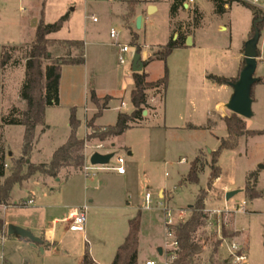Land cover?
Returning <instances> with one entry per match:
<instances>
[{
	"label": "rangeland",
	"instance_id": "374dc122",
	"mask_svg": "<svg viewBox=\"0 0 264 264\" xmlns=\"http://www.w3.org/2000/svg\"><path fill=\"white\" fill-rule=\"evenodd\" d=\"M16 1L12 9L15 19H20L22 13L19 10L23 4H20L19 0ZM37 1V9L41 10L43 0ZM76 1L77 10L71 28L70 30L65 29L58 37H80L85 43L82 49V60L84 62L69 63L64 67V64L62 65L63 79L59 87V104L47 108L45 120L47 118V125H50V129L40 136V156L38 158L36 155L34 156V159H39L44 163L50 162L53 151L66 143L71 130L69 119L72 109H75L76 116L80 120L77 131L78 137L81 138L86 135V121L97 111L95 105L90 104L88 98L91 89H96L101 94L110 93L115 97L110 102L111 108L97 119V124L105 126L99 131H105L108 125L116 123L119 112L117 106H122V109L127 112L133 110L129 100L130 88L133 82L128 74L132 66L134 50L139 48L142 56L149 54L152 56L171 41L174 33L177 32L178 35L183 34L184 36L191 33L192 26L196 23V20H199V23L203 22V29L199 38L208 48V64L213 65L214 55L217 53L223 56L222 66L229 69L233 66V59L238 53L244 52L245 54V48H242V46L243 44L246 45L249 40L246 34L253 14L252 9L241 2L229 4L232 9L225 8L224 11H219L212 0H197L191 5L200 4L204 13H200L197 8H192V6L189 10L181 6V20H176L177 16L173 18L171 14L174 0ZM149 2H157L158 9L150 13ZM138 13L145 17V22L141 28L137 25L138 16L134 17ZM54 16L53 13L48 15L50 19ZM93 17H97V21H94ZM56 20L55 18L54 22ZM220 24L226 25L228 29L221 31ZM6 28L0 30L1 36L9 35L10 31H7ZM112 29L118 32L117 38L111 37L110 32ZM24 35L28 40L31 33L27 31ZM261 35H264V30L260 34V38ZM32 41L22 45H7V47L13 46L16 48L12 51V55L18 63L10 62L2 70L3 103L0 105L1 116L7 115L13 107L23 108L20 90L25 80L23 79V70ZM124 44L130 45L133 51L126 54L127 63L121 64L119 62L120 46ZM48 51L51 54L45 60L46 63H57L60 59L74 60L81 55L75 47L58 42L51 43L48 46ZM68 53H71L72 56L69 57ZM192 56L196 58L193 61L190 59V62L194 64L196 69L203 65L204 62L197 50L190 53L189 58ZM170 63L172 67L177 68L180 63L177 55L171 57ZM166 65L169 69L168 60L167 62L162 60L151 61L146 69L149 80L161 78L164 75ZM261 71V69H258L255 76L258 77ZM228 86L232 88L231 85ZM227 90L230 91V89ZM254 91L255 97L259 100V103L256 102L253 105L255 114L251 118H242L246 122L247 129L264 130V86L257 84ZM147 93L148 105L145 108L143 119L135 123L134 126L150 125L152 127L149 129H134L119 138V140L121 143L127 141L141 148V156H143L144 161L142 175L146 174L144 184L152 189L154 197L163 200V196H157L158 189L163 187L167 191H172L174 195L171 205L178 210L186 211L183 220L176 218L178 221L174 224V229L178 224L189 219L191 215V206L189 205L191 203L192 206L194 205L197 194L199 195L203 191L206 195L205 212L208 214V219L196 234L202 245V251L193 259V264H264V168H260L261 165H264V134L243 136L235 149L223 150L218 162L221 168L220 181L218 186L215 185L218 179L213 180V184L210 185L212 170L209 150L219 148V137H228L225 124L208 127L203 118V109L190 107L185 112L186 119H190L189 123L196 122L202 126L205 124V127L193 128L187 123L182 128H159L163 121L162 114L161 112L157 114L154 111L151 99L159 95L161 98L160 107L162 108L164 92L160 88L149 89ZM226 95L223 90H220L216 92L215 96L227 97ZM123 102L127 104L123 105ZM229 113L231 114V111ZM4 128V125H0V154L3 148L6 157L5 176L1 179V183L11 175L15 166L13 160L17 159L8 160V149L12 148V150L18 151L23 146L22 127L10 126L6 132ZM149 136L152 138V143L149 147H145L142 141L145 138L148 139ZM5 137L11 147L7 146ZM112 138L110 137L105 141L91 140L89 142L92 143L89 153L109 148ZM100 144L104 148H97ZM200 147L204 151L200 152L198 156L209 165L200 173L198 193L197 185L180 184V182L182 175L188 173L195 151ZM120 153L127 155L125 150L115 151L114 157L108 164L109 166L114 164ZM84 154L87 158L85 149ZM183 158H185V161L180 162ZM65 168H69V170L78 169L73 166ZM257 179L260 180V185ZM224 184H232L241 191L230 200H227L226 190L221 189ZM17 188L16 186L15 193L18 192ZM37 190H39V187L36 188ZM168 193L170 194V192ZM256 194L259 197L253 199L252 196ZM23 195L27 197L28 193L25 192ZM244 200L247 201L246 209L238 211V205ZM23 203L24 200H21L18 205L24 206ZM164 204L172 208L175 215L177 214V209L171 207L168 201H164ZM140 209L142 210V237L139 264H144L147 258L163 262L167 252L171 250L165 235V213L159 208V205L152 209H145L141 206ZM78 234L80 233L77 231L72 232L70 239L67 240L68 243L59 245V247L72 248L78 243L79 246L83 245L81 236H78ZM232 242H237L242 248L241 253L247 255L248 259L245 263H235L233 261V256L228 251V245ZM159 247L163 248V255L159 254ZM30 251L34 252L36 257L40 258L42 256V254L40 255L41 252L35 247L28 246L27 249L15 244H3L0 239V264L4 259L11 264H35L34 258H31V263L27 262L30 261Z\"/></svg>",
	"mask_w": 264,
	"mask_h": 264
},
{
	"label": "crops",
	"instance_id": "0c3cea01",
	"mask_svg": "<svg viewBox=\"0 0 264 264\" xmlns=\"http://www.w3.org/2000/svg\"><path fill=\"white\" fill-rule=\"evenodd\" d=\"M16 2V0H0V30H3V28L7 27L6 30L10 31L9 35H0L1 46L22 45L25 43H30L32 40L34 41L36 35V25L39 23L42 10L44 12V21L47 24L52 22L54 23L55 18L58 20L66 13H68L69 15L68 20L64 23L60 31L48 35V38L50 40H81L80 37L77 36H73L71 38L58 37L65 29L70 30L71 28L77 10L76 0H43L41 10L37 9V0H19L20 4H23L19 10L22 13L20 14V19H15V14L12 9L13 5L16 4ZM151 5L155 6L156 10L158 9L157 2H149L148 7ZM191 6V4H188V0L183 1L182 7L184 9L189 10ZM194 7L197 8L200 13H204L200 4L197 3L192 6V8ZM225 8L232 9V6L227 4L225 5ZM51 13L55 14L54 18L52 19L48 17V15H50ZM181 13L182 11L181 9H179L176 20H181ZM137 16L139 17L141 15H139L138 13L135 14L134 17L136 18ZM141 17L143 18L144 23L145 17ZM252 27L253 14L251 16L250 27L248 28L246 34L248 39H250ZM202 29V21L198 25L194 24L192 26V32L186 34L187 37H192V45L185 44V46L175 49L167 59L169 64V81L165 96L163 98L162 108L160 107L161 98L159 95H156L151 99L153 103L152 107L155 109L154 111H156L157 114L159 112H161L162 114L163 121L162 124L159 125V128L170 129L184 127L183 125L189 123L190 121V119H186L185 116L186 110L190 107H199L203 109V118L206 121L205 124H207L208 127L225 124L224 117L230 115V110L226 107V104L233 94L232 88H229L227 84H219L209 79L208 76L212 74L227 78L238 77L245 60L244 52L238 53L237 56L234 57V64L229 69H226L222 66L223 56L217 53H215L214 55L213 65L208 64V48L204 43H202L203 41H201V39L199 38ZM227 29L228 27L226 25L220 24L221 31ZM263 30L264 26L261 30L262 33ZM27 31L31 33L28 40L24 35ZM177 35V32L174 33V39ZM244 46L245 45L243 44L242 48H245ZM75 48L78 49L80 53H82L81 47ZM195 50L198 51L199 56L204 62L203 65L197 69L194 67V64L190 62V59L193 61L196 58V53L193 54L195 56L189 58L190 53ZM258 50L259 56L257 58L258 65L256 72L258 71V69H261V74L258 75V77H264V35H261V38L259 39ZM50 54L51 52H48V56ZM68 54L69 57L72 56L71 53ZM173 55H177L180 61L176 69L172 67L170 63L171 57H173ZM79 57L80 56H78V58ZM149 57H151L150 54L144 55L142 56V59L146 61ZM78 58L74 60H77ZM71 60L72 59L66 60L67 62L63 65V67L66 66V64H69ZM148 64H146L144 68L145 72ZM63 67L61 70L60 84L61 80L63 79ZM23 71V79H25V68ZM128 76L132 78L133 82L132 87L130 88L131 93V90L134 88L133 72L131 69ZM262 86H264V84H262ZM227 89H230V91H228ZM220 90H223L227 94V97L215 96L216 92ZM95 91L100 98L106 95L112 96L113 99L115 98L113 94H101L96 89ZM88 98L90 100V95ZM256 102L259 103V100L255 97L254 91V103ZM2 103L3 90L1 91L0 105H2ZM90 104L93 103L90 101ZM21 105L24 108L25 104L23 99H21ZM110 108L111 106L109 103L106 110ZM116 108L119 111L118 114L120 112H125V109H122V106H117ZM47 111L48 109L46 110V112ZM47 123L48 121L46 118L45 124L39 125L36 129V137L33 145V150L30 154V162L32 163H44L39 159H34V156L36 155L37 158L40 156V136L45 134L47 130L50 129V125H47ZM205 124L203 125L204 127ZM188 125L195 128L203 127L196 122L189 123ZM10 126L22 127L21 133L24 141V126L5 125V132ZM96 126L100 128L105 127L103 125L97 124V120ZM151 127L150 125H140L130 128L124 134L113 137L112 141L110 142L109 148L107 147L105 150H101L102 153H110L120 150H125L127 152V155L120 153V155L125 158L124 166L126 171L123 174L118 173L115 169L104 168L100 166L93 170L89 175L85 173L83 167L79 169L73 168L70 170L69 168L64 167L59 171L58 176L56 177L37 172L29 179L23 181L22 183L16 184L11 191L8 202L0 207V218L5 223V230L0 231V239L3 244H15L20 247H26L27 249L28 246H31L40 251L39 246H32L28 239L15 235L10 236L7 234V225L13 223L30 229L35 235L41 237L44 240V251H40L41 253L39 252L40 255L42 254V256L40 258L36 257L35 253L30 251V255L32 257L30 256V261H27L29 263H31V258H34V260L36 261L35 264H83L85 253L86 251H88L90 260L93 262V264H112L118 248L124 243L129 233L130 219L135 217L138 211L142 212L140 207L145 194L147 192H150L153 195L152 189L144 184L146 180V174L142 175L144 169V161L142 158L143 156H141V148L127 141L121 143L119 138L123 137L125 134L133 131L134 129H149ZM87 133L88 127L86 135ZM86 135L84 137H86ZM222 138L226 137L218 138V146H220ZM5 139L7 146L11 147L6 137ZM89 142H87L85 145V153L87 157L86 159H88L91 154L89 153V151L91 149L92 143ZM150 143H152V138L150 136L148 139L145 138V140L142 141V144L145 147H149ZM22 149L23 146L18 151H14L12 150V148L8 149V160L11 161L13 158L21 157ZM211 150L214 151L216 149ZM55 151H53V153L51 154V159ZM203 151L204 149L202 147L197 148L195 151L194 159L199 155L200 152ZM13 153L15 154L14 156ZM183 159L180 162H183ZM116 165L117 164L115 161L112 166L115 167ZM208 165L209 163L206 166ZM187 174L182 175L180 184L185 179ZM220 178L221 176L218 178V180L215 179L217 180L215 185L218 186ZM257 180L258 184L260 185V180ZM184 183L194 184L190 182ZM195 185H197L199 193L200 184ZM16 186L18 187L17 193H15ZM37 187H39V190L36 191ZM221 189L226 190V192L231 190H241L235 188L232 184H224ZM25 192L28 193L27 197H24L23 195V193ZM168 192H170V194ZM157 196H163V200L168 201V204L170 205L174 199L172 191H167L163 187L158 189ZM21 200H24V206L18 205ZM30 200H33V202L28 203ZM82 205H87L88 207L85 231L79 232L80 234H78V236H81L83 245L79 246L78 243L75 247L72 248L59 247V245L68 243L67 240L70 239V235H72V232H76L74 230H71L69 228L68 222H66L69 210L73 207ZM189 206H192V203ZM171 207L173 206L171 205ZM173 208L175 210L177 209L175 207ZM141 237L142 232L140 231L138 264L140 262ZM90 238L93 239L91 240ZM148 260L153 259L147 258L144 264H146ZM5 261L7 264H11L6 259H4L2 264H4Z\"/></svg>",
	"mask_w": 264,
	"mask_h": 264
},
{
	"label": "trees",
	"instance_id": "16d2710c",
	"mask_svg": "<svg viewBox=\"0 0 264 264\" xmlns=\"http://www.w3.org/2000/svg\"><path fill=\"white\" fill-rule=\"evenodd\" d=\"M184 0H174L171 7L172 17L175 18ZM219 11H224L225 3L222 0H212ZM248 6L253 12V27L250 33V39L254 36L255 25L260 30L264 26V11L256 6L241 2ZM69 15L66 13L52 24H47L44 21V12H41V18L36 27L35 39L30 45L27 52L25 62V80L20 90V97L24 100V108L19 109L13 107L7 115H0V125H22L25 128L22 156L14 159V170L10 176L6 177L4 182L1 179L5 176V152L3 148L0 154V207L6 204L10 198L13 187L29 179L37 172L56 177L59 171L64 167L73 166L82 168L85 165L84 149L87 142L98 139L105 141L110 137H116L124 134L128 129L135 127L134 124L143 119V114L148 105L149 89L167 90L169 81V69L165 66L164 75L155 80H148V73H133L134 88L130 93V102L133 110L130 112H120L117 121L114 125L106 127L105 131H99L100 127L96 126V120L103 115L108 108L112 96L106 95L100 98L95 89L90 91V101L95 105L97 111L86 121L88 131L86 137L80 138L77 135L80 120L76 116L75 109H72L70 115L71 133L61 147L53 154L52 159L48 163L35 164L30 162V154L33 150V145L36 137V129L39 125L45 124L46 110L48 107L59 104V87L61 79L62 65L67 61L60 59L57 63H46L48 56V46L51 43H61L72 47H81L83 49L84 42L82 40H63L54 41L48 38V35L58 32L62 29L64 23L68 20ZM257 20H262L256 24ZM196 25L199 20H196ZM187 36L179 34L176 39H171L160 51H156L151 57L146 60L150 63L153 60H162L167 62L169 55L177 48L183 47L186 44ZM15 47H7L0 45V101L2 91V70L10 63H18L14 60L12 51ZM82 53L77 60H72L70 63H83ZM245 65V60L243 66ZM242 66V68H243ZM209 79L219 83L231 85L239 78H227L223 76L209 75ZM257 84H264V77H258L252 89V97L254 99V87ZM163 96V98H164ZM224 121L228 131V137L221 139V144L217 150L211 151V181L218 179L221 176V168L218 165L220 155L225 149H235L239 145V140L243 136H255L264 134V130H249L245 120L236 113L231 112L229 116L224 117ZM195 128V127H193ZM207 162H203L197 156L190 165V169L185 179L182 181L198 184L200 181L199 174L205 169ZM259 197L258 194L252 198ZM206 195L203 191L199 193L193 206H191V215L189 219L175 227V234L179 242V249L175 252L177 258L171 264H193V259L202 251V245L198 241L196 234L205 225L208 214L205 212ZM142 213L138 211L137 215L129 221V233L124 243L118 248L112 264H138V251L140 241ZM5 223L0 218V231H4ZM169 254H171L169 252ZM4 264H7L6 261ZM83 264H93L90 260L88 251L84 256Z\"/></svg>",
	"mask_w": 264,
	"mask_h": 264
},
{
	"label": "water",
	"instance_id": "95a60500",
	"mask_svg": "<svg viewBox=\"0 0 264 264\" xmlns=\"http://www.w3.org/2000/svg\"><path fill=\"white\" fill-rule=\"evenodd\" d=\"M156 8L155 6H149V12L151 13ZM262 20H257V23H260ZM137 25L139 28L143 25V18L141 16L137 19ZM261 30L255 25L254 36L248 40L245 45V65L243 66L239 78L236 82L232 83L233 94L231 95L226 107L233 113L238 114L241 117L251 118L254 116L253 103L254 99L252 97V89L256 83L258 77H256V70L259 56L258 43L260 39ZM187 45H192V37H187ZM146 61L142 59L139 48L134 51L133 62L131 70L133 73H141L144 71L146 66ZM212 150H209L211 152ZM115 152L110 153H101L94 152L90 156V163L94 166L97 165H107L114 157ZM260 168H264V165H261ZM241 190H231L226 192V199L230 200ZM7 234L12 236H20L22 238L28 239L32 246H39L41 252L44 251V240L35 235L30 229L24 228L22 226L10 223L7 225ZM159 254L163 255L164 250L162 247H159Z\"/></svg>",
	"mask_w": 264,
	"mask_h": 264
},
{
	"label": "built area",
	"instance_id": "2783aa9c",
	"mask_svg": "<svg viewBox=\"0 0 264 264\" xmlns=\"http://www.w3.org/2000/svg\"><path fill=\"white\" fill-rule=\"evenodd\" d=\"M226 5L231 4L234 2H246L248 4H251L253 6L258 7L262 11H264V0H222ZM195 0H188V4L194 3ZM94 21H97V17H93ZM111 37L117 38L118 32L115 29H112L111 32ZM133 51L132 47L128 44H124L120 46V56H119V62L121 64H126L127 63V58L126 54ZM123 105H126L125 102L122 103ZM97 148H104L102 144L98 145ZM96 152V151H95ZM98 152H101L100 150ZM94 153V152H93ZM102 153V152H101ZM92 154V153H91ZM90 154V156H91ZM86 159L85 165L83 166L84 171L86 174H91L93 170L98 168L99 166H94L90 163L89 159ZM185 161V159H183ZM116 166L115 167H110L108 164L107 165H100V167L104 168H111L115 169L118 173L123 174L125 173V158L121 155H118L116 157ZM33 200H30L28 203H32ZM159 205V208H161L164 213H165V235H166V240H168L167 244L168 246L171 247V250L167 252V256L163 262H157L155 260H148L146 264H171L173 260L177 258V255L175 252L179 249V242L177 240L176 234H175V229H174V224L176 221H178L176 218H179V220L184 219V215L186 214L185 210H177V214L175 215V212L172 208L169 206H166L161 199L155 198L152 193L147 192L145 194V197L142 200L141 206L144 207L145 209H152L153 207H157ZM247 206V201H242L238 205V211H244ZM87 205H82V206H77L73 207L69 210L68 217L66 219V222L69 224V228L74 231L78 232H84L85 231V226H86V220H87ZM241 247L237 242H232L230 245H228V251L231 256H233V261L235 263H245L248 259L247 255L245 253H241ZM169 252L171 254H169ZM164 254V253H163Z\"/></svg>",
	"mask_w": 264,
	"mask_h": 264
}]
</instances>
